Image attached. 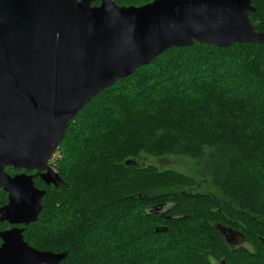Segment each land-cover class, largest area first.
<instances>
[{"label":"trees","instance_id":"trees-1","mask_svg":"<svg viewBox=\"0 0 264 264\" xmlns=\"http://www.w3.org/2000/svg\"><path fill=\"white\" fill-rule=\"evenodd\" d=\"M252 5L264 32V0ZM64 143L63 183L34 181L46 191L23 233L33 247L67 251L58 264H264V42L165 49L87 101ZM141 155L178 168L139 164ZM199 185L215 192L183 191ZM217 223L251 248L230 247Z\"/></svg>","mask_w":264,"mask_h":264},{"label":"water","instance_id":"water-1","mask_svg":"<svg viewBox=\"0 0 264 264\" xmlns=\"http://www.w3.org/2000/svg\"><path fill=\"white\" fill-rule=\"evenodd\" d=\"M93 1L0 0V188L8 197L0 222L13 225L0 231V264L66 257L31 246L17 225L41 212L46 190L34 184L35 175L47 186L63 183L47 162L87 101L171 46L264 42L248 16L256 10L252 0ZM6 166L23 171L11 175ZM228 231L230 241L236 231Z\"/></svg>","mask_w":264,"mask_h":264},{"label":"rangeland","instance_id":"rangeland-1","mask_svg":"<svg viewBox=\"0 0 264 264\" xmlns=\"http://www.w3.org/2000/svg\"><path fill=\"white\" fill-rule=\"evenodd\" d=\"M147 65V64H146ZM96 103V102H95ZM95 103L93 105H91V107L89 108H85V110L82 112L84 115H89L92 113V111H94L96 108H98V105H95ZM80 121V117L79 119H75L74 122H73V125L76 124L77 122ZM196 121V120H195ZM198 121H199V118H198ZM66 142V141H65ZM61 145V144H60ZM65 143L62 144L61 146H57L56 150L54 151L52 157H51V165L52 167L56 170L57 169V166L56 164L60 162H57V159L60 158V155H61V147H64ZM138 163L139 164H143V165H146L147 163H152V164H155L159 167H164V168H178V165L173 162L171 159H157V158H154L152 156H146V155H141L138 157ZM239 170L236 169V173H238ZM184 192H187V193H197V192H204V191H210V192H215V189L211 186H204V185H199L198 187H194L192 189H188V188H185L183 190ZM2 200V198L0 197V201ZM215 208V211H217V207H214ZM229 245V244H228ZM230 247H247V248H251V244L250 242H248L246 239H245V242H242L238 245H235V246H232V245H229ZM217 263V261H215Z\"/></svg>","mask_w":264,"mask_h":264},{"label":"flooded vegetation","instance_id":"flooded-vegetation-1","mask_svg":"<svg viewBox=\"0 0 264 264\" xmlns=\"http://www.w3.org/2000/svg\"><path fill=\"white\" fill-rule=\"evenodd\" d=\"M53 155V154H52ZM52 155L50 156V158H49V160H48V165L50 166V167H52V165H51V157H52ZM52 169L53 170H55L53 167H52ZM13 170H14V172L13 173H10V172H8V173H10V174H15V173H17V172H22L23 170H18V169H14L13 168ZM56 171V170H55ZM29 174H36V171L35 170H32V171H30V172H28ZM37 179H40L41 180V178H40V176L39 175H35V177H34V181L35 180H37ZM42 181V180H41ZM42 183L44 184V185H46L43 181H42ZM34 184H35V182H34ZM37 186V185H36ZM47 186V185H46ZM39 187V186H38ZM39 188H42V187H39ZM43 189H45V188H43ZM0 194H2L3 196H0L1 198H3V197H5V200H2L1 202H0V206H2V205H4V204H6L7 203V193L2 189V188H0ZM217 225V227L219 228V230H221V232H223V235H224V239L226 240L227 238H226V234H228V229L230 228V229H232L231 227H228V226H226L225 224H223V223H217L216 224ZM18 227H22V226H25V225H22V224H19V225H17ZM11 227H13V225L12 224H9L8 222H6V221H4V222H0V231L1 230H7V229H10ZM225 228V229H224ZM233 231H236V233H234L233 234V236H232V239L230 240V241H228V242H230L229 244L230 245H232V246H235V245H238V244H240V243H242V242H245V237H244V235L241 233V231H239V230H237V229H232ZM0 244H1V239H0Z\"/></svg>","mask_w":264,"mask_h":264}]
</instances>
